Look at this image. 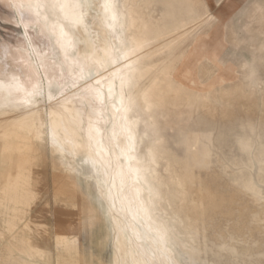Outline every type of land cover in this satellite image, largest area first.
I'll return each instance as SVG.
<instances>
[{
    "label": "bare ground",
    "instance_id": "6f19581e",
    "mask_svg": "<svg viewBox=\"0 0 264 264\" xmlns=\"http://www.w3.org/2000/svg\"><path fill=\"white\" fill-rule=\"evenodd\" d=\"M222 1L215 0L217 4ZM35 2L36 0H11V4ZM89 2L96 3L98 0H89ZM118 2L133 5L130 11L135 13L138 21L142 22V26L141 24L137 25L140 29V35L143 36L145 32L147 34L148 42L144 43L134 56L136 61L134 67L138 69L141 76L139 83L142 98L146 99L150 106L151 120L155 125V129L145 127L143 113L139 118L133 117L129 113V119L137 120L134 127L138 142V156H143L145 146L150 142L154 140L159 142V151L153 153V175L148 177V183L159 191L160 199L149 202L145 185H134L131 178L121 176V169L116 160V152L110 140L112 120L109 101L106 96L104 105L101 106L97 103L95 108L103 113L107 121L98 126L101 129V138L108 151L97 156L94 150L90 152L86 147L88 121L90 115L95 120V114L91 107L82 104L78 98L67 95L66 98H61L59 104L56 101L49 102L44 98L28 106L22 104L23 93H19L14 94L12 98L19 103V106L3 107L7 92H0V192L4 195L3 198L1 197V201H4L3 205L6 204L9 227L18 226L15 230V236L21 243L20 247L17 246L19 250L18 254L15 255L16 257L12 256L16 259L14 263L51 264L48 254L41 248L42 244L32 241L33 237L30 234L34 230H28L32 232L25 234L27 230H25V227L29 226L28 223L25 224V221H29L28 215L31 210L32 196L39 187L43 176L42 171L44 169L41 166L47 162L51 163L52 166L50 167L58 171L57 177L59 179L57 178L58 180L55 181L58 185L56 183L55 186L57 185L59 192L76 198V202L79 200L81 203L80 206L83 203L87 204L84 208L89 211L96 206V202L103 207L110 230L113 233L111 240L114 248L112 258L114 264H149V262L158 264L161 259L159 251L161 246L154 243V229L161 224L167 228V247L172 259L177 264H185V261H188L185 256L186 252L193 255V251L186 250V247L183 249L179 244L180 241L185 246L182 239L184 228H181L180 224L186 223L190 229L194 228V225L189 221H178V212L176 211L177 194L175 193L177 187L173 176L176 169L174 168L175 163L172 162L173 160L163 149L166 145L164 144L165 136L161 118L168 111L176 110L179 112L186 109L192 116L197 113V115L209 116L216 120L217 112L225 108L226 99L238 87L234 88L235 77L228 76L224 68L225 60L216 56L210 44L209 33L216 28L218 20L213 18L207 0H118ZM257 2L254 15L258 27L254 30L256 34L253 35L252 41L257 43V50L259 51H253L251 54L253 64L261 68L264 66V4L259 0ZM14 10L16 11V9ZM41 11L43 14L49 15L50 22H55L53 16L47 13L46 10ZM18 16H20L19 13ZM22 20L24 22L23 26H27V36L31 41V47L26 46L25 38H21L22 42L20 43L23 47L21 51L19 50L21 45H18L19 47L16 45L17 50L9 44L0 43V81L7 83L8 78L17 76L24 87L30 89L33 85L41 83V74L51 79L54 72L53 62L59 66L63 57L56 43V38L43 28L42 21L38 25L36 24L37 29L31 30L26 21L32 20L35 24L37 17L34 14L26 13L20 21ZM23 22L20 23L23 24ZM61 23L64 24L65 31L68 32L73 41L75 55L82 57L85 51L83 42L90 39V37L86 36L79 28L69 30V26L65 22L61 21ZM93 31V25L89 24V33ZM40 33L42 37L46 38L43 46L35 41V36ZM230 39L234 40V37L232 36ZM5 48L8 49L6 56ZM6 64L9 65L7 77L4 76ZM258 67L251 68L254 72L252 80H259V77H257ZM59 74L60 70L57 68L55 75L59 76ZM64 75L67 76L68 73L65 71ZM227 79L233 82L228 85L226 83ZM44 82L46 83V81ZM251 86H255L253 81H251ZM104 91L106 93V89ZM76 112H80L82 115L83 130L73 128L68 122V116ZM221 113L223 112L219 114L221 115ZM53 132L57 140L63 144L62 151L53 147ZM117 139L123 143L122 137ZM166 148L169 150L168 147ZM245 150L251 152L252 146H247ZM170 152L173 153V151ZM90 156L97 160L95 166H93ZM101 157L104 161H110L106 169L101 167ZM183 168L185 177H188L191 173V167L188 164ZM164 169L168 174L167 172L165 175L163 174L162 170ZM244 179L246 178L244 177ZM235 180L234 182H236ZM179 184L181 185V183ZM179 184L177 185L179 186ZM136 187L141 188L139 200H142L144 206L149 209L147 216L137 212L139 201L134 190ZM249 187L253 190L258 188V192L256 191L254 194L259 193L257 195H261L264 190L259 191V189L261 187L264 189V177L258 178L255 185ZM52 189L54 190V188ZM87 190L91 192L89 198ZM183 190L185 191V189ZM59 192L57 195L60 194ZM64 195L63 197H65ZM55 196L53 197L55 198ZM60 196L59 200L62 199ZM258 199L260 198L258 197ZM66 200H69V198ZM72 203H74V206L75 202L72 201ZM1 204L2 202L0 207ZM84 208H81V210ZM0 210L2 212L1 208ZM134 212L136 213L135 219L133 218ZM32 213L33 211L30 215ZM84 219L86 217L82 212L81 224L85 222ZM116 223L120 225L119 229L115 227ZM24 224L25 226H23ZM3 233L5 234V232ZM257 234L261 236V241L264 242V221H257ZM188 239L194 241L192 236ZM57 240L58 245L62 248V254H60L62 257L61 259L58 258L56 264H62V262L63 264H69V260L70 264H88V260L77 249L76 239L71 238L68 234H60ZM259 240V237H257L258 242ZM199 245L195 246L194 250H202L203 248L201 249ZM259 248L258 244V255L260 253ZM153 252L156 253L155 257L152 255ZM49 255L53 256V253ZM195 260L199 261L200 264H218L207 254L203 256L202 261ZM260 261L259 259L258 262L252 261V263L257 264Z\"/></svg>",
    "mask_w": 264,
    "mask_h": 264
},
{
    "label": "rangeland",
    "instance_id": "374dc122",
    "mask_svg": "<svg viewBox=\"0 0 264 264\" xmlns=\"http://www.w3.org/2000/svg\"><path fill=\"white\" fill-rule=\"evenodd\" d=\"M7 1L0 0V43L9 44L17 50L21 45V48L19 47L21 51L23 50L21 38H25L22 31L24 22L20 21L22 18L10 6L11 0ZM259 1L264 4V0ZM207 2L213 18L218 20L216 28L209 33L210 44L216 56L225 60V72L229 77H235L232 82L234 88H238L226 99L225 108L220 111L223 113L220 115V112H217L216 120L209 116L197 115V113L192 116L186 109L179 112L168 111L161 118L166 145H163V149L175 163L176 169L173 176L177 187L175 193L177 194L178 221H189L194 225V228L190 229L186 223L180 224L181 228H184L182 239L185 246L180 241L179 244L183 249L186 247V250L193 251V255L186 252L185 256L188 260L202 261L203 256L207 254L219 264H255L252 261L258 262L259 259L261 261L257 264H264V242L257 234V221H264V202L261 201V195H257L259 193L254 194L258 192V188L257 190L250 188V192L243 193L240 188L241 184L255 185L258 178L264 177V166H262V160H264V66L259 68L258 65L253 64L251 54L257 50V43H253L252 37L256 34L255 28L258 27L254 15L258 2L257 0H223L219 4L215 0H207ZM26 22L31 30L38 28V23L33 24L32 20ZM41 35V33L36 35L35 41L43 46L46 38ZM232 36L234 40L230 39ZM16 45L19 46L16 47ZM254 66L258 67L259 80H252L254 72L251 68ZM251 81L254 82V87L251 86ZM232 82L229 79L226 81L228 85ZM250 145L251 152L245 150ZM50 164L47 162L43 163L46 166H41L44 169H41L43 170L42 184H39L32 196L31 210L34 216L30 215L32 212L30 210L29 221H25V224H29L25 227V230L27 229L24 230L25 234H30L34 230L30 234L33 237L32 241L42 244L41 248L48 254L51 264H56L58 258L62 257L60 255L62 248L57 240L60 234H68L76 239L77 249L88 260V264H114L112 259L114 248L111 240L113 233L103 207L96 202V206L89 211L84 208L87 204L83 203L80 206L79 200L76 202L77 199L71 195L59 192L58 183L55 182L59 179L58 171L50 167L52 166ZM188 164L191 167V173L185 177L183 167ZM164 170L162 172L165 175L167 171ZM179 180L181 185L178 183ZM261 189L264 190L261 187L259 191ZM58 192L62 195H57ZM87 193L89 198L91 192L87 190ZM54 195H56L55 198ZM3 196L0 192V203L2 202L0 264H17L14 263L16 259L13 257L18 254L17 246L21 245L15 236L18 226L9 227L6 204L3 205L4 201H1ZM59 196L64 201L59 200ZM68 198L69 200H66ZM72 201L75 202L74 206ZM81 208L84 209L81 210ZM4 212L6 216L3 215ZM82 212L86 217L83 224H81ZM31 229L32 231H28ZM191 236L194 241L188 239ZM257 237L260 239L259 242ZM258 244L259 255L257 254ZM197 245L203 249L194 250ZM52 253L53 256L49 255ZM68 263L70 264V260Z\"/></svg>",
    "mask_w": 264,
    "mask_h": 264
},
{
    "label": "snow or ice",
    "instance_id": "6c2138e0",
    "mask_svg": "<svg viewBox=\"0 0 264 264\" xmlns=\"http://www.w3.org/2000/svg\"><path fill=\"white\" fill-rule=\"evenodd\" d=\"M10 6L16 9L21 18L28 13L37 17L36 23L42 21L43 28L56 38L63 59L59 66L53 62L54 72L51 79L41 74V83L33 85L30 89H26L17 76L8 78L7 83L0 81V92H7L5 104L2 106H19V103L12 99L14 94L19 93H23L22 104L28 106L44 98L49 102L56 101L58 104L61 103V98H66L67 95L78 98L82 104L91 107L95 114V120L90 115L88 121L86 147L90 152L94 150L99 156L102 152L107 153L108 149L101 138L102 133L98 125L107 121L103 113L96 110L95 104L103 106L106 96L112 120L110 140L116 152L121 176L131 178L134 185H145L149 202L159 200V191L148 183V177L153 175V153L159 151V142L158 140L150 142L145 146L143 156H138L134 127L137 120L129 119V113L136 118L143 113L145 127L155 129L151 120L150 106L147 100L142 98L139 83L141 76L134 67L135 54L148 41L146 32L143 36L140 35L137 25L142 26V22L138 21L135 13L130 11L133 5L122 4L118 0H98L96 3H91L89 0H43V2L36 0L35 3H13ZM41 10L51 14L55 22H50L49 15L43 14ZM61 21L69 26V30L79 28L90 37L83 42L85 51L82 57L75 55L73 41ZM89 24H92L94 29L91 33H89ZM22 31L26 46L31 47L27 26ZM4 52L6 56L8 49L5 48ZM8 67L9 65L6 64L5 77L8 75ZM57 68L60 70L59 76L55 75ZM65 71L68 73L67 76L64 75ZM68 122L73 128L83 130L80 112L69 115ZM118 137L123 138V143L117 139ZM52 144L54 149L63 150V144L57 140L54 132ZM89 158L95 166L97 160L91 156ZM100 163L101 167L106 169L110 161H104L101 157ZM240 188L242 193L251 190L245 184H241ZM134 190L139 201L137 212L147 216L149 209L144 206L142 200H139L141 188L136 187ZM260 198L264 202V193H261ZM135 217L134 212L133 218ZM115 227L119 229L120 225L116 223ZM154 232V243L161 246L159 248L161 259L158 264H177L167 247V228L161 224L154 229ZM152 255L155 257L156 253L153 252ZM185 264H200V262L188 260Z\"/></svg>",
    "mask_w": 264,
    "mask_h": 264
}]
</instances>
